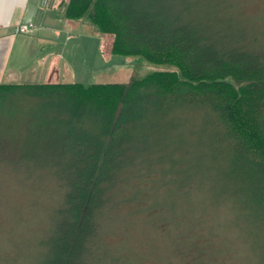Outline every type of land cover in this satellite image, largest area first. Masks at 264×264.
<instances>
[{
    "label": "trees",
    "instance_id": "obj_1",
    "mask_svg": "<svg viewBox=\"0 0 264 264\" xmlns=\"http://www.w3.org/2000/svg\"><path fill=\"white\" fill-rule=\"evenodd\" d=\"M57 3L107 36L109 54L155 69L124 82L0 83L2 104L36 103L0 113V161L27 179L39 166L58 195L36 264H137L133 234L179 227L195 241L204 213L260 242L264 264V19L237 0Z\"/></svg>",
    "mask_w": 264,
    "mask_h": 264
},
{
    "label": "rangeland",
    "instance_id": "obj_2",
    "mask_svg": "<svg viewBox=\"0 0 264 264\" xmlns=\"http://www.w3.org/2000/svg\"><path fill=\"white\" fill-rule=\"evenodd\" d=\"M237 1L242 6L243 14L259 15L264 19V0ZM54 2L56 0H42L44 6L61 12L62 3H57L58 5L55 6ZM71 22L74 23V27L82 30L68 37L70 40L65 47L62 62L65 73L61 78L62 81L84 84L124 82L130 76L139 77L155 69L153 65L143 62L137 56L121 57L109 54L107 36L98 33L86 21L82 23L71 20ZM16 53L12 51L10 63L15 60ZM19 61L16 67L20 70L19 72L15 70L17 74L12 81L33 83L23 82L29 81L28 68L23 67L28 65L29 60L21 58ZM36 68L40 70V67ZM2 79L7 80L6 77ZM20 99L22 100L15 99L17 101L5 104L0 102V113L13 114L14 111L25 108L36 110L35 101L28 98ZM23 102L25 105H21ZM18 106L22 107L19 109ZM37 106L40 107L39 104ZM7 155L1 154V157L4 159ZM7 165L4 160L0 161V264H36L43 252V239L48 230L49 215L58 201V195L49 184L39 183V166H36L35 180L27 179L24 174H12ZM222 217L219 210L216 218ZM215 223L211 214L208 217L204 213L201 216V224L193 229L192 237L195 241L189 242L179 227L174 231L163 230L166 235L160 231H155L151 236L135 233L130 238V248L134 251L133 255L138 258L137 264H160L159 255L166 252L173 258L172 264H257L259 262L260 257L255 246L259 247L260 242L255 241L257 244L254 245L251 239L243 241L225 228L218 231L214 228ZM119 239L112 238L111 242H117ZM253 245L255 251L250 257L248 250L253 248Z\"/></svg>",
    "mask_w": 264,
    "mask_h": 264
},
{
    "label": "crops",
    "instance_id": "obj_3",
    "mask_svg": "<svg viewBox=\"0 0 264 264\" xmlns=\"http://www.w3.org/2000/svg\"><path fill=\"white\" fill-rule=\"evenodd\" d=\"M54 5H58L57 0ZM78 21L84 23V20ZM28 22L33 24L31 29L25 33L15 32L17 25ZM73 24L62 11L44 6L42 0H0V83H17L12 80L17 74L15 70H20L16 65L21 58L29 60L28 65L23 66L28 68L29 81L23 82L62 81L68 37L82 30ZM12 51L17 53L10 63ZM3 77L7 80L3 81ZM39 77L42 79H36Z\"/></svg>",
    "mask_w": 264,
    "mask_h": 264
},
{
    "label": "built area",
    "instance_id": "obj_4",
    "mask_svg": "<svg viewBox=\"0 0 264 264\" xmlns=\"http://www.w3.org/2000/svg\"><path fill=\"white\" fill-rule=\"evenodd\" d=\"M33 27V24L31 22L25 23V24H19L15 27V32L17 33H25L29 29Z\"/></svg>",
    "mask_w": 264,
    "mask_h": 264
}]
</instances>
